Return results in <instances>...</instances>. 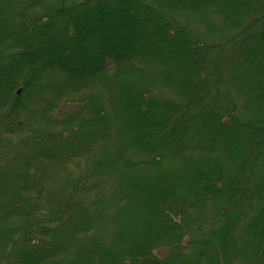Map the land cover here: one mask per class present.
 <instances>
[{
    "label": "trees",
    "instance_id": "16d2710c",
    "mask_svg": "<svg viewBox=\"0 0 264 264\" xmlns=\"http://www.w3.org/2000/svg\"><path fill=\"white\" fill-rule=\"evenodd\" d=\"M0 264H264V0H0Z\"/></svg>",
    "mask_w": 264,
    "mask_h": 264
},
{
    "label": "rangeland",
    "instance_id": "374dc122",
    "mask_svg": "<svg viewBox=\"0 0 264 264\" xmlns=\"http://www.w3.org/2000/svg\"><path fill=\"white\" fill-rule=\"evenodd\" d=\"M112 67H113V62H112V61H108L107 64H106V69H107V70H111ZM93 84H94L95 86H93ZM93 84H92L91 86H90V85H87V86H85V85L80 86V87L76 88V90H75V89H71V88H66V90H67V94H68V96H69L70 94H72V95H74L73 97H74L75 99H77L78 97H81V96H83V95L89 93L90 91H92L93 88H98V89L101 88V86L98 85L96 82H94ZM46 94H47V93H46ZM70 97H71V96H70ZM70 97H69V98H70ZM75 99H74V100H75ZM76 107H77V106H76V103H75V102H69L64 108H62V110L73 109V108H76ZM69 167L72 168V169H74L73 164L69 165Z\"/></svg>",
    "mask_w": 264,
    "mask_h": 264
}]
</instances>
